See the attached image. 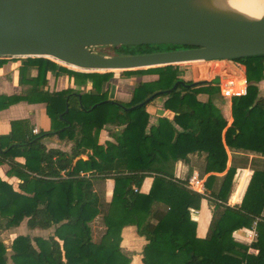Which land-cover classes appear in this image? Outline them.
<instances>
[{"label": "trees", "instance_id": "1", "mask_svg": "<svg viewBox=\"0 0 264 264\" xmlns=\"http://www.w3.org/2000/svg\"><path fill=\"white\" fill-rule=\"evenodd\" d=\"M160 47L126 48L131 49L127 53L138 55L161 51ZM183 48L187 47L165 49ZM123 49L113 48L126 53ZM16 60H22L24 91L0 96V111L21 101L44 103L52 126L50 131L26 139L15 134L24 125L15 121L12 134L0 138V166L8 165V176L21 181L15 188L0 179V234L20 227L25 220L29 229L55 228V233L48 239L20 235L10 245L0 240V264H130L119 246L120 231L126 226H135L147 239L143 264H264V169L254 173L239 207L228 205L236 170H227L228 149L264 157V98L257 86L264 79V56L237 60L246 67L249 86L246 96L232 99L230 126L214 103L219 87H191L195 82L181 79L177 65L122 72L126 76H159L138 84L131 101L124 103L110 100L105 88L114 72L82 73L47 58ZM4 62L0 59V67ZM33 69L38 72L35 78L29 75ZM185 72L193 74L192 69ZM49 73L82 79L76 83L78 87L91 83L92 88L49 92L45 90ZM200 94L211 98L201 102ZM159 97L165 99L163 108L173 117H161L151 124L147 107ZM106 126L115 128V141L102 145L98 137ZM54 136L72 144L71 152L48 149L42 143ZM198 153L207 156L208 166L216 172L227 171L210 194L217 217L206 239L198 238L190 223V209H198L206 197L190 191L188 180L175 178L168 169ZM148 177L154 182L144 194L141 188ZM108 180L114 181L110 202L106 197ZM244 187L242 183L237 199ZM158 204L165 209L155 210ZM100 215L107 232L98 244L91 224ZM255 221V242L244 245L233 239L234 232L251 228ZM164 234L169 235L173 252L162 261L156 241ZM104 249L110 250L105 259L100 257Z\"/></svg>", "mask_w": 264, "mask_h": 264}, {"label": "water", "instance_id": "2", "mask_svg": "<svg viewBox=\"0 0 264 264\" xmlns=\"http://www.w3.org/2000/svg\"><path fill=\"white\" fill-rule=\"evenodd\" d=\"M224 2L0 0V59L47 58L81 72L106 73L264 56V16H248ZM171 45L188 49L115 56L95 51ZM204 84L217 79L190 86Z\"/></svg>", "mask_w": 264, "mask_h": 264}, {"label": "crops", "instance_id": "3", "mask_svg": "<svg viewBox=\"0 0 264 264\" xmlns=\"http://www.w3.org/2000/svg\"><path fill=\"white\" fill-rule=\"evenodd\" d=\"M4 60V64L0 67V96H16L21 95L24 91V87L20 83V68L22 66V60H16L14 58H1ZM195 73V70H193ZM199 73V72H198ZM201 74V72H200ZM205 74V73H204ZM30 77L35 78L38 75L37 70L30 71ZM202 75V74H201ZM181 79L184 77L179 76ZM156 75H144V76H129L123 77L120 74H115L111 80L106 85V90L108 91V97L110 100H119L124 103H129L132 99V94L135 88L140 83L151 82L157 80ZM47 86L45 90L49 92L61 91L69 88V79L65 76H57L54 73H49L47 76ZM260 90V97L264 98V79L257 84ZM73 88H76L73 86ZM211 97L208 94H200L198 100L201 102H208ZM215 105L222 111L223 116L228 121V125L233 123V110L232 101L224 100L223 102L219 97H213ZM165 99L162 100L152 107L148 105L147 111L149 112L151 118V124H156L161 117H170L172 114L165 111L163 108V103ZM15 121H22L24 125L22 128L18 127L16 129V135L19 138H30L33 135H38L41 132H48L51 130L52 122L46 112V104L44 103H30L28 101H21L17 104L10 106L8 109L0 111V138L9 137L12 134V123ZM37 130L38 133L35 134L33 131ZM54 140L49 142V140ZM58 137H50L42 140V143L48 149H61L66 152H71L72 144L65 143L64 145L60 142ZM228 168L234 167L236 170V175L234 178V183L229 196L228 205L231 207L241 206L244 196L246 194L247 188L250 181L256 171H261L264 169V157L253 152L244 151H230ZM234 158V159H233ZM18 162L24 164L25 160L23 158H17ZM170 165V164H169ZM171 168V169H170ZM169 170L173 173L174 177L180 180L190 179L196 172L201 179L205 180L207 196L205 199L200 201V206L198 209H190L191 220L190 223L193 226V233L200 239H206L209 235L210 228L212 226L213 220L217 217V211L215 210V205L210 202V194L212 191L217 190L220 184V180L224 177L227 171L224 173H218L214 169L208 166L207 156L205 154H191L189 156L188 162H178L174 166H169ZM10 168L8 165L0 166V179L13 184L15 188L21 182L15 177H9L8 172ZM16 181L14 183L13 181ZM154 179L148 177L145 179L141 192L148 194L153 186ZM242 183H245V187L240 199L238 198V191ZM114 190V181L108 180L106 184V197L107 201L112 200ZM165 209L164 205L158 204L155 206V210ZM264 213V212H263ZM100 215L95 219L102 218ZM93 222V223H94ZM92 223V224H93ZM253 222L251 228H243L233 233V239L244 245H251L257 240V230L256 224ZM91 224V227H92ZM22 227L27 226V220L23 222L20 227L12 228L0 234V240L10 245L11 242L20 235L30 236L32 239L35 237H41L44 239L52 236L53 229L43 230L40 228L30 229V231L22 234ZM104 231L102 238L104 239L107 227L103 224L101 227ZM119 246L123 254H125L130 259V264H143V252L145 246L148 244L145 236H141L135 226H126L121 229L119 234ZM101 238V239H102ZM103 241V240H102ZM156 247L161 250L162 256L161 260L173 252V245L170 242V237L168 234L157 238ZM107 250H104L106 252ZM250 253H257L254 250H250ZM11 264V263H9Z\"/></svg>", "mask_w": 264, "mask_h": 264}, {"label": "rangeland", "instance_id": "4", "mask_svg": "<svg viewBox=\"0 0 264 264\" xmlns=\"http://www.w3.org/2000/svg\"><path fill=\"white\" fill-rule=\"evenodd\" d=\"M120 48V47H119ZM166 46H161L160 47V49H161V51H166ZM162 49H164V50H162ZM95 51H97V52H99V53H101V54H104V55H107V56H115V55H132V54H129V53H131V52H129V51H131V49H127L126 47H125V49H123L122 51H124V52H126V53H122V52H115V50H113V47H107V48H101V49H96ZM119 51V50H118ZM127 52H129V53H127ZM57 64H59V65H61V66H63V67H66V68H68V69H71V70H74V71H78V72H81L79 69H74V68H72V67H70V66H65V64H62V63H60V62H56ZM241 63V62H240ZM215 64H208V63H205V62H196V63H192V64H182V65H177L176 66V71L179 73V75L181 76V77H184V80H186V81H192V82H197V81H212L213 79V77H214V74H212V72H213V69H215ZM217 66H219L218 68H217V71H219V72H222L223 71V66H221V65H217ZM187 69H193V70H195V73H193L192 75H185L186 74V72L185 71H187ZM146 70H148V69H146ZM199 72V73H198ZM200 72H201V74H200ZM218 72V73H219ZM82 73H86V72H82ZM115 74H120L121 76H123V77H129V76H126V75H123L122 74V72H119V71H116V72H114ZM205 73V74H204ZM60 76H65V77H67L68 79H69V87H71V88H73V86H75L76 88H73V89H75V90H81V91H88V90H90L91 88H92V84L90 83V84H88L87 86H84V87H78L77 85H76V83H79V82H82V79H79V80H77V78L76 77H69V76H67V75H60ZM149 76H151V75H149ZM159 77V76H158ZM213 85H217V84H213ZM217 87V86H216ZM105 88H106V86H105ZM216 97H219L220 99H221V101L223 102L225 99L220 95V92H218L217 94H216ZM162 100V97H159V98H157V100H155L153 103H151V105H152V107L154 106V105H156V103L158 104L160 101ZM96 106H94V108H95ZM131 109H133V108H131ZM114 131H115V128L114 127H112V126H106L102 131H101V133H100V135H99V137H98V141H99V143L100 144H102V145H104V144H106L108 141H110V142H113V141H115V138H113V133H114ZM54 140L52 139V140H49V142H53ZM63 145L66 143L65 141H60ZM14 183H16V181H15V179H14V181H13ZM107 184V183H106ZM99 217V216H98ZM97 217V218H98ZM104 217V216H103ZM99 218V219H97V222H94L93 224H92V236H93V240L96 242V243H98V244H100L101 242H102V240H103V238H102V235H103V233H104V231L105 230H103L101 227H102V225L104 224L105 225V223H104V218ZM106 226V225H105ZM51 229H53V231H52V234L54 235V233H55V228H51ZM28 231H30V229L29 228H26V227H22V234H26L25 232H28ZM102 238V239H101ZM48 239V238H47ZM104 250H107L106 252H104ZM102 252H100L101 254H100V257L101 258H103V259H105L106 257H107V255H108V253L110 252V250L109 249H104Z\"/></svg>", "mask_w": 264, "mask_h": 264}, {"label": "built area", "instance_id": "5", "mask_svg": "<svg viewBox=\"0 0 264 264\" xmlns=\"http://www.w3.org/2000/svg\"><path fill=\"white\" fill-rule=\"evenodd\" d=\"M205 63L215 64V69H213L212 72L214 77L212 79H217V86L219 87L220 95L224 99L232 101L233 98H240L247 95L249 83L247 80L245 65L237 60H216ZM217 65L223 66L222 72L217 71V68L219 67ZM33 132L35 134L38 133L37 130H34ZM187 187L190 191L207 196L205 180L201 179L196 172L190 179H188Z\"/></svg>", "mask_w": 264, "mask_h": 264}, {"label": "bare ground", "instance_id": "6", "mask_svg": "<svg viewBox=\"0 0 264 264\" xmlns=\"http://www.w3.org/2000/svg\"><path fill=\"white\" fill-rule=\"evenodd\" d=\"M224 4L254 18L264 16V0H225Z\"/></svg>", "mask_w": 264, "mask_h": 264}, {"label": "flooded vegetation", "instance_id": "7", "mask_svg": "<svg viewBox=\"0 0 264 264\" xmlns=\"http://www.w3.org/2000/svg\"><path fill=\"white\" fill-rule=\"evenodd\" d=\"M184 49H188V48L177 49V50H184ZM168 51H173V49H168V50H166V51H158V52H168Z\"/></svg>", "mask_w": 264, "mask_h": 264}]
</instances>
